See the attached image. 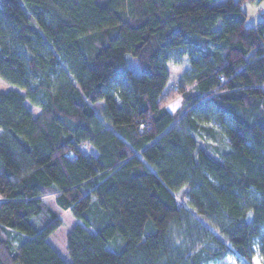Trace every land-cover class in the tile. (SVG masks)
<instances>
[{"label":"trees","instance_id":"trees-1","mask_svg":"<svg viewBox=\"0 0 264 264\" xmlns=\"http://www.w3.org/2000/svg\"><path fill=\"white\" fill-rule=\"evenodd\" d=\"M245 1L0 0V264H264V21ZM53 203L82 220L70 259Z\"/></svg>","mask_w":264,"mask_h":264},{"label":"rangeland","instance_id":"rangeland-1","mask_svg":"<svg viewBox=\"0 0 264 264\" xmlns=\"http://www.w3.org/2000/svg\"><path fill=\"white\" fill-rule=\"evenodd\" d=\"M245 8L248 10V19L247 23L249 25H256L259 21H264V0H246L245 1ZM42 52L49 57L50 47L48 44L42 49ZM179 53H175L171 60L169 61L170 64V72H171V79L169 81V86L177 83L182 72L184 69L188 67L186 57H179ZM135 62V58L132 55H128V63L130 66H133ZM137 74H141L139 69H135ZM15 86L7 83L3 79L0 78V90H8ZM167 87V88H168ZM24 92V90H23ZM182 105V97L176 98L172 102L169 103V108L171 110L177 109L179 106ZM32 110L35 114H37L40 110L39 107H32ZM98 113L100 111L98 110ZM1 132V130H0ZM183 191L177 192V197L181 203H186L185 198L182 193ZM53 209L57 211V213L62 218L61 225L49 236L50 242L57 248V250L62 254L63 257L66 259H70L69 252L67 249V233L69 229L76 223H82V220L76 217L70 209L61 208L60 206L56 205V203L52 204ZM91 230L94 232L95 229L91 227ZM123 242L121 240V246H115L113 243H110L108 247L112 250H118L122 247ZM212 264H219V263H212ZM237 264H247L244 260L237 261ZM249 264H263L261 257L259 255L258 249H255V255L253 260Z\"/></svg>","mask_w":264,"mask_h":264},{"label":"crops","instance_id":"crops-1","mask_svg":"<svg viewBox=\"0 0 264 264\" xmlns=\"http://www.w3.org/2000/svg\"><path fill=\"white\" fill-rule=\"evenodd\" d=\"M244 4H245V2H244ZM243 4V8L246 10V8H245V5ZM246 12H247V14L249 15V13H248V10H246Z\"/></svg>","mask_w":264,"mask_h":264}]
</instances>
